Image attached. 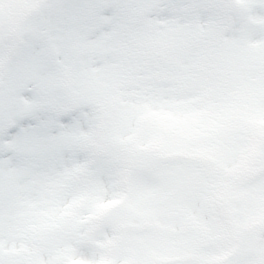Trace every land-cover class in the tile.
<instances>
[{"label":"snow or ice","instance_id":"obj_1","mask_svg":"<svg viewBox=\"0 0 264 264\" xmlns=\"http://www.w3.org/2000/svg\"><path fill=\"white\" fill-rule=\"evenodd\" d=\"M0 264H264V0H0Z\"/></svg>","mask_w":264,"mask_h":264}]
</instances>
